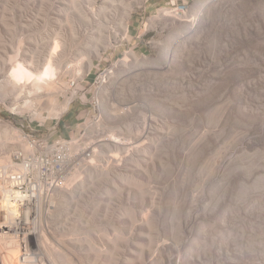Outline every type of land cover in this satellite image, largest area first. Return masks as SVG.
<instances>
[{"label": "rangeland", "instance_id": "1", "mask_svg": "<svg viewBox=\"0 0 264 264\" xmlns=\"http://www.w3.org/2000/svg\"><path fill=\"white\" fill-rule=\"evenodd\" d=\"M102 1L0 0V157L26 136L76 129L88 95L66 111L57 80L92 42L84 18ZM183 9L179 20H147L153 57L108 68L90 93V111L101 118L87 128L107 122L125 131L133 122L132 130H112L111 162L57 191L62 216L74 212V223L45 231L53 261L44 264H264V0H188ZM137 26L133 18L132 35ZM125 48L119 42L115 52ZM139 75L155 76V93L136 89L113 109L109 95ZM138 109L149 114L147 135L134 126L142 119L125 120Z\"/></svg>", "mask_w": 264, "mask_h": 264}, {"label": "built area", "instance_id": "2", "mask_svg": "<svg viewBox=\"0 0 264 264\" xmlns=\"http://www.w3.org/2000/svg\"><path fill=\"white\" fill-rule=\"evenodd\" d=\"M148 1L132 0L123 3L122 0H103L95 9L87 8L89 16L84 18L85 33L92 42L77 52L74 61L66 65L61 79L57 80L61 84L59 97L62 101L65 99L68 101L67 110L74 100L79 98V94L88 95L87 108H84L82 115L75 117L76 129L70 132L68 129H71V125L63 124L61 134L52 139L47 136H26L25 143L9 152L10 165L0 164V182L7 188L16 190L21 195H32L34 198L38 195L44 200L47 205L48 222L43 226L48 231H66L74 223V212L70 216H62L63 202L57 199V191L65 188L64 181L73 173L108 165L112 157L110 152L118 143L111 139L113 129H110L107 122L105 127L87 128L88 119L101 118L96 111H90V93H96V85L106 79L108 68L124 66L128 59L136 57H153L156 45L151 37L145 38L153 31L148 29L150 25L147 20L152 17H164L172 21L184 18L183 8L186 0H157L147 4ZM111 5H118L117 14H110ZM164 5L177 6L180 9V16L160 14L159 6ZM149 6L154 7V13L147 15ZM133 18L138 21V26L137 32L132 35L130 22ZM119 42H125L127 48L118 53L115 52V48ZM111 49L113 51L109 53L110 57H103L104 53ZM125 57L127 59L123 60ZM84 62L87 64L86 67L83 65ZM101 62L105 64L101 65ZM154 78L153 75H139L124 80L120 90L109 95L112 108L125 106L128 99L136 93L134 92L136 89H139V93L151 91L154 94ZM148 115L146 111L138 109L132 117L125 120L142 119L143 123L134 126L147 135L151 129ZM132 123L125 122V131L123 129L113 131L116 134L127 135L132 130ZM50 128L55 129L56 125Z\"/></svg>", "mask_w": 264, "mask_h": 264}, {"label": "bare ground", "instance_id": "3", "mask_svg": "<svg viewBox=\"0 0 264 264\" xmlns=\"http://www.w3.org/2000/svg\"><path fill=\"white\" fill-rule=\"evenodd\" d=\"M187 3L188 0L185 5ZM41 78L40 74L36 80ZM39 89L40 87L36 86L33 91H28L27 94L30 95ZM35 114L38 115V112ZM0 164L10 165L9 153L0 157ZM77 174L73 173L69 176L68 184ZM68 184L65 185L64 190L71 188L68 187ZM57 199L61 200L59 194H57ZM46 208V203L38 195H35V198L32 195H21L18 191L9 189L0 182V264H8L10 261L14 264H44L53 261L42 240L46 232H51L43 226L48 222ZM7 249L17 253L16 257L11 259L12 255L10 254V257L7 258Z\"/></svg>", "mask_w": 264, "mask_h": 264}]
</instances>
